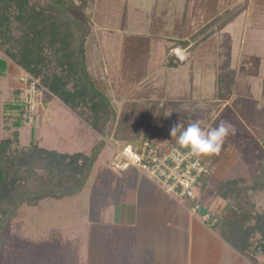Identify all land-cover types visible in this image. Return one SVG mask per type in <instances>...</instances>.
Instances as JSON below:
<instances>
[{
    "label": "rangeland",
    "instance_id": "1",
    "mask_svg": "<svg viewBox=\"0 0 264 264\" xmlns=\"http://www.w3.org/2000/svg\"><path fill=\"white\" fill-rule=\"evenodd\" d=\"M179 1L153 0L150 2L149 8L139 10L141 11L140 18L127 16L123 21L122 28L127 37L126 42L129 44L132 38H136L142 48L148 39L154 36H170L171 38L186 36L188 32L195 31L215 14L225 15L228 11L230 16H235L218 30L217 36L210 39L204 49L207 50L208 56L216 53L214 58L210 56L208 58L218 68L222 67L225 71L221 73L225 81L219 85L223 90L220 99L221 97L227 98L228 91L231 90L230 84L234 80H236L237 97H234L231 105L225 108L221 103L213 104L208 101L191 100L184 103L182 113H172L171 118L170 116L164 117L167 120L173 118L176 123L183 121L182 127L199 121L201 127L206 131L217 127L221 121L235 126V135H229L226 138L219 155L201 157L206 166V173L202 180L204 187L201 189L202 186L198 185L196 194L200 199L201 211L210 207L215 216L213 218L218 219L217 217L222 216L225 203H221L220 199L213 197L214 192L228 180L242 178L247 182L250 181L251 177L258 173L259 163L264 161L261 156L258 157L260 160L253 156L248 159L250 155H246L247 153L236 154L234 152L236 149L245 151L247 147V150L251 152L258 150L259 144L255 142V135L264 130V97L262 100H256L255 95L245 86L247 85L245 79L248 77L249 71L259 75V69L264 68V55L263 52H260L264 50V13L262 16L256 17L257 11L254 9L255 16H252L248 13L251 10L250 5L249 3L245 5L244 0L239 2L219 0L218 3L216 1V3L208 2L209 8H205V12H203L204 9L201 10L200 19H191L188 25L186 23L183 25L181 17L185 5ZM231 3L234 6H229ZM210 4L218 5L210 8ZM226 4L229 7L226 8ZM86 10L89 18L93 19L89 9ZM138 33L139 35H137ZM242 47L254 50L256 53L252 54L254 56L237 57L233 62L235 58L229 55L230 49ZM201 49L202 46L197 51ZM0 58H5L1 51ZM238 58H240L239 61ZM7 61L8 68L4 74L0 75V139L12 136V132L17 130L19 147L27 148L31 134L34 133V139L39 147L60 153L78 152L90 155L100 140L98 134L41 87L37 89L34 98L30 99L32 111L29 110V105L24 111L27 121L23 120L19 128L13 127L10 121L5 123L4 104L9 101H24L26 99L24 96L26 95L25 85L19 80L24 74L14 62ZM247 62L248 65H246ZM229 63L245 65V68H240L234 76L231 70L226 69L225 65L229 66ZM249 65H253L254 68L247 67ZM243 93L249 98L240 97ZM190 99H194V96L192 95ZM115 108L118 110V105H115ZM162 131L164 136L161 140L145 133H141L134 140L149 138L163 146H171L170 142H173L174 138L170 132L164 129ZM249 131L254 133L253 137L246 136ZM241 136L242 139H240ZM110 141V137L105 139V146L96 157L86 186L78 195L60 200L45 199L36 207L23 206L18 215L9 221L8 238L1 250L0 264H121L123 257L121 255V234H124L121 232V224L126 222L129 225L134 220L148 228L145 240L139 236L142 244H145L146 240L165 242V233H156L157 231H155L159 226L155 219L156 216H153L155 210L148 209L146 211V208L149 207L158 208L157 205L155 206L156 201L154 200L151 204L145 202V197H148L150 191L161 194L163 188L159 183L151 181L143 171L121 172L117 170L113 166V162L119 160L116 153L123 148V144L113 145ZM260 144L261 149L264 148V143ZM226 153H232V155L226 157ZM256 160H259V163ZM250 164L252 165L249 166ZM133 178L139 184L138 191L130 192L131 205H123V208H130L133 215L124 212L121 214V192H128V183ZM171 195L179 199L175 193L172 192ZM252 195L256 198V206H264V192H252ZM118 201L119 204H117ZM185 203V207L190 209L191 205ZM199 216L201 219L202 214ZM193 222L198 224L196 219ZM150 228H152L151 231ZM146 229L143 228L140 233L142 234ZM171 250L174 251V257H176V245ZM226 250L227 248L222 250L223 253ZM214 251L216 249L213 246L207 248V254L211 256L214 255L212 253ZM129 252H132V249ZM160 252L159 256L164 259L168 249L161 247ZM229 253L225 252V256L223 255L221 258L223 263L224 257H227ZM239 263L242 264V262Z\"/></svg>",
    "mask_w": 264,
    "mask_h": 264
},
{
    "label": "crops",
    "instance_id": "2",
    "mask_svg": "<svg viewBox=\"0 0 264 264\" xmlns=\"http://www.w3.org/2000/svg\"><path fill=\"white\" fill-rule=\"evenodd\" d=\"M151 1L153 0H88L87 3V9H89L90 16L93 19H90L89 35L84 46L86 69L96 90L110 101L116 111L117 118L110 136V142L113 145L116 143L123 145L135 143L137 141L134 139L141 133L152 135L160 140L163 139L164 134L161 131L163 129L166 131L169 126L176 123L175 119L167 120L164 117L170 116L171 118L172 113H182L184 103L191 100L208 101L213 104L221 103L225 108L231 105L234 97H237L236 80H234L230 84L231 90H229L227 98L221 97L220 99L223 90L219 85L225 81L221 73L225 71L222 67L218 68L208 58L209 56L214 58L216 53H210L211 55L208 56L207 50L204 49L205 44L214 36H217L218 30L212 37L193 49H189L194 44L193 42L184 48L181 46L172 47L173 41L188 40L199 28L221 15V13L215 14L195 31L188 32L186 36L181 35L178 38L154 36L148 39L146 45L142 48L136 38H132L129 44L126 42L127 37L124 35L125 32L122 28L123 21L127 16L129 18H140L141 11L139 10L149 8ZM215 1L219 2V0H180L179 2H183L185 5L181 17L183 25L185 23L188 25L191 19H200L201 10L204 9L203 12H205V8H209L208 2ZM236 1L239 2L240 0ZM244 2L245 5L249 3L251 10L248 9V13L252 16H255L254 9L257 11L256 17L263 15L264 0H244ZM231 4L229 6H234ZM217 5L210 4V8ZM229 6L226 4L225 7ZM234 17L232 15V18ZM201 46L202 49L197 51ZM260 52H263L264 55V50ZM255 53L254 50L242 47L238 49L231 48L229 55L235 58L234 62L237 57H248ZM169 58L172 59L170 63H176V66L169 65ZM246 65H248V62ZM225 66L226 69L228 68L227 70L233 72L234 76L240 68H245V65L239 66L238 64ZM247 67L254 68L253 65ZM250 72L252 71L248 72V77L245 79V84H247L245 86L255 95L256 100H262L264 97V68L259 69V75ZM255 77L257 79H254ZM192 95L194 99H190ZM244 95L243 93L240 97L243 99L249 98ZM115 105H118V110ZM249 121L251 122V120ZM180 122L183 121L177 123ZM246 136L253 137L254 133L249 131ZM255 136V142L259 144L258 150H252L251 152L247 150V147L245 151L241 148L242 151L236 149L234 152L236 154L247 153L246 155H250L248 159L252 156L257 159H259V156L264 158V148L261 149L260 147V143H264V130ZM240 139H242V136ZM222 155L225 156V154ZM231 155L232 153H226V157ZM130 170L135 169L130 168L127 171ZM250 181L245 180L247 183ZM129 182L128 192H121V214L124 212L133 215V211L127 207L123 208V205H131L132 201H130L129 194L130 192H137L139 184L134 178L130 179ZM253 199L255 201L256 198L253 197ZM154 200L156 201L155 206L157 205L158 208L149 207L146 208V211L148 209L155 210L153 216H156L155 219L159 223L155 231H157L156 233H165V242L146 240L147 242L142 244L143 242H141L139 236L145 240L148 228L143 227L136 220L129 225L125 222V224H121V232L124 233L121 234V255H123L121 264H241L239 262H242V264H258L260 261L264 262V257L259 256L255 260L231 246L219 234L218 226L211 227V225L205 224L199 219V215L206 212L215 217L210 207L205 211L194 213L191 211V207L190 209L185 207V201L183 202L163 190L161 194L150 191L148 197H145V202L149 204ZM219 202L222 203L223 201L219 200ZM117 204H119V201ZM256 208L257 211H264L263 205L256 206ZM194 219L198 221L197 225L193 222ZM143 228L147 229L143 230L141 234ZM174 245L177 247L176 257H174V251L171 250ZM210 246L216 249L212 252L213 256L207 254V248ZM161 247L168 249L167 256H164L165 260L162 256H159ZM226 248L229 251L226 250L225 252L230 253L227 254V257H224L225 261L223 263L221 258L223 255L225 256V252L223 253L222 250ZM130 249H132V252H129Z\"/></svg>",
    "mask_w": 264,
    "mask_h": 264
},
{
    "label": "trees",
    "instance_id": "3",
    "mask_svg": "<svg viewBox=\"0 0 264 264\" xmlns=\"http://www.w3.org/2000/svg\"><path fill=\"white\" fill-rule=\"evenodd\" d=\"M87 3L88 0H0V51L5 56L0 58V75L8 68L7 60L14 62L28 75L27 87L36 81L37 89L46 90L100 137L90 155L39 147L34 133L27 148L19 147L17 130L0 139V258L8 238V223L23 206L36 207L45 199L72 197L85 188L96 157L114 128L116 111L96 90L86 69L84 46L90 30ZM227 12L203 25L188 40L173 41L172 47L184 48L193 42L189 47L193 49L205 42L232 19ZM169 60V65L176 66ZM25 107L24 101L6 102L5 123L10 121L19 128L23 120L27 121ZM173 138L171 146L179 145L177 137ZM199 186L204 187L202 182ZM252 192H264V161L249 183L242 178L228 180L214 192L213 197L225 205L222 216L215 218L211 227L218 226L228 244L257 260L264 257V211H257Z\"/></svg>",
    "mask_w": 264,
    "mask_h": 264
},
{
    "label": "built area",
    "instance_id": "4",
    "mask_svg": "<svg viewBox=\"0 0 264 264\" xmlns=\"http://www.w3.org/2000/svg\"><path fill=\"white\" fill-rule=\"evenodd\" d=\"M24 74V73H23ZM25 85V105H29L32 111L31 98H34L37 88L36 81H32L27 87L28 75L19 79ZM25 107V109H26ZM31 107V108H30ZM26 112H29L26 110ZM119 160L113 162V166L125 172L130 168L143 171L147 177L160 184L165 193H175L178 198L185 202H191V211H201L200 199L197 197L196 189L204 178L206 166L203 159L192 155L188 149L179 145L163 146L150 139H142L132 144L123 145L116 153ZM203 223L215 224L216 219L209 212L201 216Z\"/></svg>",
    "mask_w": 264,
    "mask_h": 264
},
{
    "label": "clouds",
    "instance_id": "5",
    "mask_svg": "<svg viewBox=\"0 0 264 264\" xmlns=\"http://www.w3.org/2000/svg\"><path fill=\"white\" fill-rule=\"evenodd\" d=\"M235 126L221 121L219 125L210 130H204L199 121L182 127L181 123L174 125L170 130L172 137H177V142L183 148L197 157L196 163H199L201 157H211L219 155L226 138L229 135H235Z\"/></svg>",
    "mask_w": 264,
    "mask_h": 264
},
{
    "label": "bare ground",
    "instance_id": "6",
    "mask_svg": "<svg viewBox=\"0 0 264 264\" xmlns=\"http://www.w3.org/2000/svg\"><path fill=\"white\" fill-rule=\"evenodd\" d=\"M180 53V52H179Z\"/></svg>",
    "mask_w": 264,
    "mask_h": 264
}]
</instances>
